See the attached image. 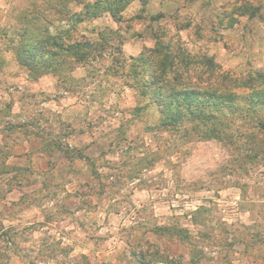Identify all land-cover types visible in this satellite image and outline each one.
Segmentation results:
<instances>
[{
  "label": "rangeland",
  "instance_id": "374dc122",
  "mask_svg": "<svg viewBox=\"0 0 264 264\" xmlns=\"http://www.w3.org/2000/svg\"><path fill=\"white\" fill-rule=\"evenodd\" d=\"M262 1L0 0V264H264L260 97L237 89L224 115L209 105L232 135L224 143L188 123L160 126L133 72L157 42L185 57L194 87L207 86L203 56L233 77L263 70V25L240 18ZM49 4L66 14L50 18V31L81 14L68 34L94 49L30 78L21 28ZM26 148L41 155L42 172L24 164ZM252 149L259 159L244 160ZM30 199L44 214L33 226Z\"/></svg>",
  "mask_w": 264,
  "mask_h": 264
},
{
  "label": "trees",
  "instance_id": "16d2710c",
  "mask_svg": "<svg viewBox=\"0 0 264 264\" xmlns=\"http://www.w3.org/2000/svg\"><path fill=\"white\" fill-rule=\"evenodd\" d=\"M80 1L78 0V3H81ZM89 5L86 4V10L95 6ZM59 9L58 11L49 4L45 6L43 13L34 12L36 17L27 19L21 28L19 38L22 39V43L19 44L17 53L20 65L27 70L30 78H38L46 73L56 75L63 62L67 60L84 62L89 51L94 49V42L85 39L83 35L81 38H73L68 34L70 28L84 19L85 16L81 14L69 15L68 19L76 18L75 21H70L69 29H58V26H55L54 31H50L49 26L53 25L50 18L53 15L66 16L64 7L60 5ZM116 10V13L121 11L120 5ZM180 56L173 54L168 45L159 42L155 48L142 54L138 59L140 65H136L133 70L138 90L142 96H148L157 104L164 119L159 123L160 126L171 127L176 131H187L184 123H188L192 126L188 127L189 131L192 129L194 133L204 131V138H214L224 143L231 142L232 135L221 126L220 119L213 113L208 114L206 109L212 105L219 111L225 109V106L228 110H233L232 103L237 89L251 91L255 97L258 99L260 97V104L264 105V88H261L264 86V69L241 78L233 77L221 71L212 59L203 56L199 59L203 66H206L205 71L201 73L208 75L205 78L207 86L194 87L190 84L191 77L187 73L189 67L182 61L184 56ZM199 75L201 76L200 73ZM255 97L250 100L247 107H243L245 111L255 108L252 104ZM211 100L214 101L213 104H209ZM243 108L238 110L243 112ZM224 111L221 115H224ZM262 125L264 126V123ZM253 152L254 149L249 150L243 159H259V154H250ZM142 256L138 255L137 259L144 263Z\"/></svg>",
  "mask_w": 264,
  "mask_h": 264
},
{
  "label": "crops",
  "instance_id": "0c3cea01",
  "mask_svg": "<svg viewBox=\"0 0 264 264\" xmlns=\"http://www.w3.org/2000/svg\"><path fill=\"white\" fill-rule=\"evenodd\" d=\"M240 18H244L246 20L251 19L252 23L255 21L261 22L260 24L263 25V31H264V0L262 1V7H258V9L255 11V13H247V11L240 15ZM31 146V144H30ZM27 149V148H26ZM30 150V151H28ZM28 154L24 155V164L28 165V167H31L32 171L36 173L42 172L43 170V165L41 160L38 158L41 156L37 153L36 148H29L27 149ZM27 153V152H26ZM38 154V155H37ZM36 158V159H35ZM30 159V160H29ZM39 160V161H37ZM34 185V184H33ZM32 186V185H31ZM29 202H32L30 199ZM29 207L24 210V216L25 218L29 219L26 220V225L33 226L34 223H41V221L44 219V214L43 211L41 210L42 207H39L36 203H29ZM7 222L9 223L8 227H14L15 223L18 222L17 217H15L12 213V215L7 217ZM241 264V263H240ZM245 264V263H243Z\"/></svg>",
  "mask_w": 264,
  "mask_h": 264
},
{
  "label": "built area",
  "instance_id": "2783aa9c",
  "mask_svg": "<svg viewBox=\"0 0 264 264\" xmlns=\"http://www.w3.org/2000/svg\"><path fill=\"white\" fill-rule=\"evenodd\" d=\"M158 264H162V263H158Z\"/></svg>",
  "mask_w": 264,
  "mask_h": 264
}]
</instances>
